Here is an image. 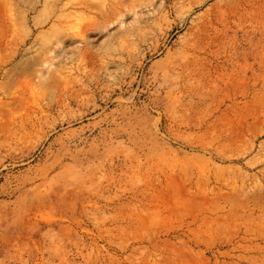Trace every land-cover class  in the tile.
<instances>
[{
	"label": "rangeland",
	"instance_id": "374dc122",
	"mask_svg": "<svg viewBox=\"0 0 264 264\" xmlns=\"http://www.w3.org/2000/svg\"><path fill=\"white\" fill-rule=\"evenodd\" d=\"M33 1L0 0V264H264V0H128L108 38L84 0L48 86L9 62Z\"/></svg>",
	"mask_w": 264,
	"mask_h": 264
},
{
	"label": "bare ground",
	"instance_id": "6f19581e",
	"mask_svg": "<svg viewBox=\"0 0 264 264\" xmlns=\"http://www.w3.org/2000/svg\"><path fill=\"white\" fill-rule=\"evenodd\" d=\"M127 2L128 0H121L119 5L112 10L101 11L98 15L101 22L99 23L98 21L96 24H93V29H97L100 33H105L104 36L107 38L115 34L124 22L122 18L124 10L121 5L126 6ZM51 3H55L52 17L50 16L51 18L48 17L43 21L37 19L35 21L36 26L51 25V32L49 34L48 32L41 31L39 37H37L44 44L40 48H37L36 45L38 44L35 41L33 45L26 49V55L34 53V56L30 59H25L23 56L19 59L13 56L9 61L13 65V69H17V72L19 71L18 77L20 79L29 78L30 80H36L41 86H48L55 80L56 72L62 67L65 52L68 51L69 53L72 50L81 51L85 45L90 44L91 36L88 34L90 26H86L84 30L76 35L71 32L69 26L71 18L77 12L85 13L88 10L100 11V9H96V7L90 4L87 5L84 0H80L79 3L78 0H35L32 3V9L36 10L38 4L47 8ZM185 52H187V49Z\"/></svg>",
	"mask_w": 264,
	"mask_h": 264
}]
</instances>
